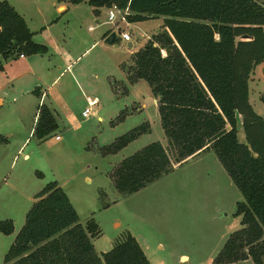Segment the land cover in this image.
I'll list each match as a JSON object with an SVG mask.
<instances>
[{
  "label": "trees",
  "instance_id": "1",
  "mask_svg": "<svg viewBox=\"0 0 264 264\" xmlns=\"http://www.w3.org/2000/svg\"><path fill=\"white\" fill-rule=\"evenodd\" d=\"M83 1L95 13L112 5L127 9L130 23L163 19L162 30L132 54V63L124 70L129 83L146 81L158 98L167 143L150 142L121 159L109 175L115 189L122 195L135 193L171 172L174 163L212 150L244 199L236 204L241 225L228 236L213 264L248 259L264 264V121L249 102L248 87L255 67L264 65V4L259 0H71ZM47 49L33 40L22 15L7 0H0V71L21 54L42 55ZM113 88L126 91L116 83ZM37 110L32 134L42 141L58 125L47 105L40 104ZM128 112L121 111L117 119ZM150 131L146 120L102 146L101 154H116ZM13 229L11 219L0 220L1 233ZM99 234L98 222L90 218L81 224L65 191L57 181H50L26 212L3 262L150 264L129 231L111 249L97 253L91 238Z\"/></svg>",
  "mask_w": 264,
  "mask_h": 264
},
{
  "label": "rangeland",
  "instance_id": "2",
  "mask_svg": "<svg viewBox=\"0 0 264 264\" xmlns=\"http://www.w3.org/2000/svg\"><path fill=\"white\" fill-rule=\"evenodd\" d=\"M7 1L24 13L31 28L40 27L51 19L59 21L58 27L65 23L66 16L57 15L55 10L60 0ZM259 1L264 4V0ZM86 6L82 3L76 7V15L83 14ZM106 14L103 10L102 20L107 21ZM93 20L94 16L70 20L65 28L69 35L65 43L72 44L75 52L69 64L72 71L82 69L84 94L77 85H66L68 73L58 83L69 87V97L63 88H57L58 84L51 86V73L41 78L39 85L48 86L57 97L53 112L58 128L49 137L38 142L32 134L28 136L29 125L38 109V96L21 94L17 86L0 90L4 100L0 105V134L9 141L0 145V220L11 219L14 226L10 234L0 232V264H4V255L24 223L34 194L46 183L62 181L80 169L87 170L70 176L63 190L81 224L90 218L98 222L100 234L91 240L97 253L111 249L123 233L129 231L143 245L150 264H213L228 236L241 225L236 204L244 199L212 150L195 153L181 164L174 163L171 172L129 195L120 194L109 176L121 159L144 145L153 141L167 143L157 101L154 103L148 83L139 80L131 84L124 72L132 63V53L162 30L163 19L152 17L118 24L121 30L130 33L134 51L123 40L112 45L104 43V39L94 43L101 39L98 35L101 27L97 28ZM89 26L93 30H89ZM112 26L108 23L102 27ZM54 57L50 55L53 62ZM253 78L249 81V102L259 115H264V76L256 69ZM114 83L126 86L127 94L115 90ZM88 84L94 92L86 91ZM85 95L98 99L86 118L81 115L86 107L82 98ZM49 100L45 98L44 104L50 105ZM94 111H98L102 121ZM121 111L129 112L119 120ZM146 120L151 124L149 133L116 154H101L102 146ZM54 135L60 139L56 140ZM169 155L172 158L170 151ZM85 175H89L92 182H87ZM181 255L188 257L184 260L185 257L179 258ZM231 264L253 263L248 259Z\"/></svg>",
  "mask_w": 264,
  "mask_h": 264
},
{
  "label": "crops",
  "instance_id": "3",
  "mask_svg": "<svg viewBox=\"0 0 264 264\" xmlns=\"http://www.w3.org/2000/svg\"><path fill=\"white\" fill-rule=\"evenodd\" d=\"M82 3L84 5H87V6L83 10V12H82L83 14L79 13L78 15H76V13H78L76 11V9H77L76 7H78ZM55 10H56L57 15L59 14L61 17L63 15L66 16V20H65V23L63 24V27H58V23H59L58 20L51 19L49 21H45L40 27L31 28L29 23H28V20L26 19L25 15H24V13L17 10V12L20 15H22V17L25 19L29 29L33 32V40L37 43L47 45L48 49H47V52L45 54H42V55H38V54L30 55V56H25V55L20 56L19 55V57L17 59L5 62L4 66H3V70L0 71V90H5V89L9 88L10 86L11 87L17 86L16 89H18V92L21 94L33 93L34 95L38 96L39 97V104L38 105H40L41 103L44 104V99L48 98V99H50L48 101L50 103V105H47V104H45V105H47L54 112H55L56 108H54L53 105H55L54 102L57 100V97L54 94H51V92H52L51 88H49L47 86L48 88L45 89V87H42V85H39V84H42V79H41L42 76L47 77L48 74L51 73L52 74L50 77L52 80L50 83L51 86L58 84L59 86H57V88L58 89L63 88L64 93L67 95V97L70 96V93L68 92L69 87L66 86L67 84L77 85V87H79V90H81L83 92V94L85 91V88H84L85 82L82 81V78H84V73H83L82 69L73 68V71H72L71 70V64H69L70 58L72 56H75L74 55L75 52L73 50L74 46L72 44H69V43L66 44L65 43L67 38L69 37V35L66 34L67 31L65 30V28L69 25L70 20L78 21L81 19H91L94 16L93 21L97 24V28L101 27L100 31L98 32V35L101 37V39L100 40L97 39L94 43H96L98 41H102L104 39V37L111 30H114V28H116V27H117L118 31H121V28L119 27V25L115 26L112 23H110L111 25H113L111 28L110 27H104V28L102 27V26H105L109 23L108 21L102 20V18H101L103 10H106V12H107V8H105V7L97 9L98 12L95 13V8L91 5H89L85 1L80 2V3H72L71 0H60L58 5L56 6ZM81 15H83V17H80ZM106 17H107V14H106ZM88 29L93 30V27L89 26ZM129 43H131V45H132L131 48H130V46H128ZM126 44H127V47L129 49H132L133 51L135 50V46H134V43L132 42V40L126 41ZM142 46L143 45H141L139 47V49ZM136 51H134V52H136ZM51 54L55 55V57H54L55 61L54 62L50 58ZM19 62L21 64H19V66H16L15 68H13L14 65H16ZM64 64H66V66L64 68H62ZM256 69H258L259 72H262V75L264 76V65H258L255 67L253 74H251L249 81L254 80L253 75L255 74ZM124 72H125V70H124ZM67 73L70 76H68V80H66L67 81L66 85L65 84H59L58 82ZM20 80H22V82H20ZM249 81H248V87H249ZM137 82H135V83H137ZM93 90H94L93 87L90 84H88L86 91L94 92ZM127 91H128V89L126 87V91L123 92L122 94H127ZM56 94H59V93L56 92ZM72 95L75 96L74 94H72ZM88 97L97 98V96H93V95H85V97H82L85 100L86 107H87V98ZM153 101L155 103L157 101V99L153 97ZM3 103H4L3 97H0V105H2ZM143 106H144V104H143ZM82 111H81V115H82ZM37 113H38V110L36 111V113L34 115L33 122L29 125L28 136L33 133V127H34V124L37 120ZM93 114H95V115L97 114L96 115L97 119L99 121H102V116L98 114V111H94ZM261 116H262L263 121H264V115H261ZM57 125H58V123H57ZM0 136H2L4 138L3 141H0V145L1 144L6 145L9 141L2 134H0ZM32 136H33V134H32ZM55 136H58V135H54L53 137L55 138ZM36 140L38 142H41L37 138H36ZM56 140H58V139H56ZM26 141H27V138L22 143L20 148L23 146V144ZM188 160H190V159H188ZM85 170H87V169H82V170L80 169L70 176L72 177L74 175H77V174L85 171ZM37 174L41 175L40 172H38ZM70 176L67 177L66 179L62 180V181H57V183L59 184V186L62 189L67 185L66 181L70 178ZM84 178L87 182H88V180H89V182H92V178L89 175H85ZM41 189L38 192H36L34 194V196L31 198L32 203L34 201H36V196L41 191ZM65 193L67 194V192H65ZM133 236L137 239L136 235H133ZM92 239L93 238H91V240ZM137 241L144 251L143 245L140 243V241L138 239H137ZM92 244H93V242H92ZM182 257H185L184 260H186L188 256L181 255L179 258H182Z\"/></svg>",
  "mask_w": 264,
  "mask_h": 264
},
{
  "label": "built area",
  "instance_id": "4",
  "mask_svg": "<svg viewBox=\"0 0 264 264\" xmlns=\"http://www.w3.org/2000/svg\"><path fill=\"white\" fill-rule=\"evenodd\" d=\"M128 11L127 9L121 10L118 9L115 5H112L111 7L107 8V21L109 23H112L113 25H118L120 22H127L126 15ZM116 31L118 29L116 28ZM121 34V38L123 41H131V35L128 31L121 30L118 31ZM20 56H23L22 54ZM48 87L46 86L45 89ZM98 99L97 98H87V107L82 111L83 117H88L91 113V109L93 106L97 105ZM55 139H59V136H55Z\"/></svg>",
  "mask_w": 264,
  "mask_h": 264
},
{
  "label": "water",
  "instance_id": "5",
  "mask_svg": "<svg viewBox=\"0 0 264 264\" xmlns=\"http://www.w3.org/2000/svg\"><path fill=\"white\" fill-rule=\"evenodd\" d=\"M121 34L116 30H111L105 37L104 43L112 45V44H119L121 42ZM130 48L132 47L131 43L128 44Z\"/></svg>",
  "mask_w": 264,
  "mask_h": 264
}]
</instances>
